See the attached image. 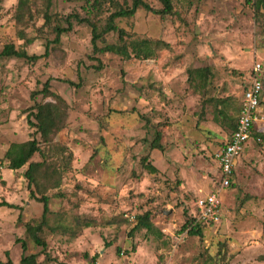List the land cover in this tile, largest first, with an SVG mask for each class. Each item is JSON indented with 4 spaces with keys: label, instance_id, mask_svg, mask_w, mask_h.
<instances>
[{
    "label": "rangeland",
    "instance_id": "obj_1",
    "mask_svg": "<svg viewBox=\"0 0 264 264\" xmlns=\"http://www.w3.org/2000/svg\"><path fill=\"white\" fill-rule=\"evenodd\" d=\"M253 1L173 0L168 16L139 9L104 33L109 16L132 0H0V52L12 45L40 56L0 55V202L18 207H0L2 262L34 254L37 264H264L263 139L234 162L220 223L202 227V238L184 228L220 178L214 152L230 135L256 63L264 98V17ZM83 20L96 25L98 50L116 45L127 56L94 51ZM58 28L66 31L55 42ZM202 68L212 75L205 84L194 72ZM45 103L64 121L46 144L27 124ZM157 132L162 150L150 147ZM32 139L45 155L30 159L43 161L33 191L49 199L43 221L27 165L13 171L5 158L12 144ZM146 213L151 227L135 228ZM27 225H41L45 247Z\"/></svg>",
    "mask_w": 264,
    "mask_h": 264
},
{
    "label": "trees",
    "instance_id": "obj_2",
    "mask_svg": "<svg viewBox=\"0 0 264 264\" xmlns=\"http://www.w3.org/2000/svg\"><path fill=\"white\" fill-rule=\"evenodd\" d=\"M157 1L161 5L160 10H154L144 0H132V4H131L130 8H126V9L120 8L119 10L113 12L109 16V18L105 24L104 33L105 32H111V31H118L116 25L114 24V21L116 19H119V18H131L136 13V11L139 9H143L147 12L157 14L161 17L168 16L172 13V11H173L172 1L173 0H157ZM48 3H49V0H48ZM47 8H48V6H47ZM252 8H253L256 16L264 17V0H254L252 3ZM45 19H46V21H48V18L46 16H45ZM80 21H82V20H80ZM83 21L88 23L91 26V30H92V34H93L92 44L94 46V51H97V52L103 51V52H109V53H113V54L127 56V54H128L127 49L125 47H120V46H116V45H108V46H105L102 50H98L95 46V43L99 39L100 35L97 33L96 25H94L89 20H83ZM65 31L66 30L63 28L57 29V31H56L57 36H56L55 42L58 41L60 34L65 32ZM119 33L121 34L122 32L119 31ZM120 40L122 41V38H120ZM136 44L137 43L132 42L133 47L137 46ZM46 53H47V50H45L44 55H46ZM0 55L2 57L22 58V59H25V60L31 61V62L35 61L36 59H38L40 57V56H35V55L28 56L24 51H17L12 45H5L2 49V51L0 52ZM138 55L140 57L144 58L145 60L149 59L147 56L143 57L139 53H138ZM194 72L197 74H200V76H202V80H203L204 84L212 76L211 73H209L208 68L197 69V70H194ZM252 76L254 77V74H252ZM68 84L72 85L71 82H68ZM250 84H251V81H250L249 85ZM249 85L245 86L244 90L247 87H249ZM42 91H43V95L45 97L50 96L49 89H48V82L45 83ZM241 97H242V95H241ZM262 101L263 100H262V96H261L260 104L262 103ZM240 106H241V104H239L238 114L240 112ZM33 110H35V112H31V114L27 115V124L29 126H33L36 129V133L40 135L41 139L43 140V143L46 144L49 142V136L50 135H53V133L55 131H57L58 129L63 128V123H64V121L62 119L63 113L62 112L60 113L59 110L57 109V107L51 103L36 105L35 108H33ZM223 112L218 111L217 114H219V115L222 114V116H224L225 113H223ZM238 114H237V117H238ZM30 116L33 117V119L35 121L34 123H32L30 121ZM236 123H237V118H236L235 124L231 126L230 134L235 130ZM155 135H156V138H155V140H153L151 142L150 147L152 149L162 150L161 145L158 142L161 135L159 132H157ZM257 136L260 138V140L261 139L264 140V132H258V134H257V132H255V134H253V137H257ZM228 138H227L226 142L224 144H222L221 148L225 146V144L228 141ZM37 153L41 157L45 156L39 148V142L36 141L35 139H32V140L23 142L21 144H12L9 147V149L6 151L5 158L9 162L8 169L13 170V171L18 170V169L22 168L23 166L27 165V168H26L23 175L27 181V188L29 190L30 197L42 204V217H41V219L43 221L46 217V214H48V211H49L48 210L49 199L46 196L36 198L35 195L33 194L34 186L35 187L38 186V184H37V177H38L37 171L40 170L41 166L43 165V161L42 162H31L30 159L32 158V156L34 154H37ZM145 168L151 174L156 173V171H157L156 168L151 166V165L145 164ZM58 184L59 183L54 182L50 186L57 187ZM231 184L232 183H230V185ZM2 206L10 208V209L18 208L16 206L8 204L7 202H4V201L0 202V207H2ZM148 217H149L148 213L144 214L141 217H138L135 228L149 229L151 227V224L148 222ZM203 226H205V225L200 224V223H196L195 218L188 219L186 221V223L184 224V228H188V234L199 236L200 238H202V232H201L202 229L201 228ZM40 230H41V225H39L37 227H32L29 225L26 226V232L31 237L32 241L36 245L45 247L46 246L45 243L37 236V234L40 232ZM21 248L23 251L26 250L25 242L21 243ZM0 264H13V263L11 262L10 259H7L6 262H2L0 260ZM19 264H37V255H34V254L22 255L20 258Z\"/></svg>",
    "mask_w": 264,
    "mask_h": 264
},
{
    "label": "built area",
    "instance_id": "obj_3",
    "mask_svg": "<svg viewBox=\"0 0 264 264\" xmlns=\"http://www.w3.org/2000/svg\"><path fill=\"white\" fill-rule=\"evenodd\" d=\"M262 66L256 63L253 68L254 77L241 98L240 112L237 117L235 130L230 134L227 143L214 153V160L218 165L219 179L212 191L204 198L196 201L197 214L194 217L196 223L211 226L218 224L221 219L220 192L230 186L233 175L234 162L243 152L246 143L253 137L255 132L264 128V113L261 109L260 99L262 94V83L258 77ZM260 142V138H254ZM121 264H138L132 260L125 259ZM162 264V263H157Z\"/></svg>",
    "mask_w": 264,
    "mask_h": 264
},
{
    "label": "crops",
    "instance_id": "obj_4",
    "mask_svg": "<svg viewBox=\"0 0 264 264\" xmlns=\"http://www.w3.org/2000/svg\"><path fill=\"white\" fill-rule=\"evenodd\" d=\"M264 98H262V100H263ZM260 130H263V131H260V132H264V128H261ZM258 134V133H257ZM258 137V136H257ZM254 138H256V137H252L247 143H246V145H245V147H244V149H243V152H242V154L245 152V150H246V148L248 147V149L252 146L253 147V145H252V143L255 141V139ZM256 142V141H255ZM218 150H216L215 152H217ZM214 152V153H215ZM241 154V155H242ZM240 155V156H241ZM238 160V158L235 160V161H237ZM233 171H234V168H233ZM212 191V189L210 190V192ZM223 191V190H222ZM221 191V192H222ZM208 194V193H207ZM10 209V208H9ZM220 221H221V219H220ZM220 221H219V223H220ZM218 223V224H219ZM218 224H215V225H218ZM215 225H213V226H215ZM204 227V226H203ZM207 227V226H206ZM122 258H124L123 256H121L120 257V259H122ZM132 261H134V262H136V263H138V264H140L139 262H137V261H135V260H132ZM154 264H157V263H154Z\"/></svg>",
    "mask_w": 264,
    "mask_h": 264
}]
</instances>
